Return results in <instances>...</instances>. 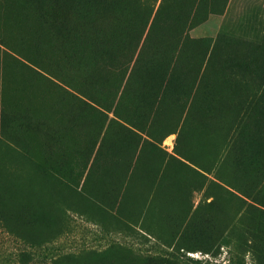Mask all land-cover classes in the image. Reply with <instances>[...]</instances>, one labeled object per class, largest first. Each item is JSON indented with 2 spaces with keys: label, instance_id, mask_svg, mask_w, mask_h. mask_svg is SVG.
Masks as SVG:
<instances>
[{
  "label": "rangeland",
  "instance_id": "1",
  "mask_svg": "<svg viewBox=\"0 0 264 264\" xmlns=\"http://www.w3.org/2000/svg\"><path fill=\"white\" fill-rule=\"evenodd\" d=\"M51 6L41 0L56 26L46 68L0 44L12 133L0 134V211L52 239L32 247L0 227V264H264V0ZM19 14L14 42L37 19ZM3 17L0 4V42ZM162 85L159 102L183 105V123L126 126L132 100L119 90ZM166 131L168 154L147 139ZM156 173L167 212L143 214Z\"/></svg>",
  "mask_w": 264,
  "mask_h": 264
},
{
  "label": "trees",
  "instance_id": "2",
  "mask_svg": "<svg viewBox=\"0 0 264 264\" xmlns=\"http://www.w3.org/2000/svg\"><path fill=\"white\" fill-rule=\"evenodd\" d=\"M48 8L52 7L53 0H43ZM0 4L2 5V13H3V26H2V37L0 44L13 55L25 59L33 64H35L38 68H46L43 58L45 56L52 57L55 53L54 51V36H55V21L50 18H46V9L41 7V0H21L17 2H12L9 0H0ZM17 10V14H19V10H23L24 12H28L30 14H34L36 16V20H34V26L27 28L26 33H24V37L15 36L17 38V42L11 41L7 36V28L9 25L15 26L19 20H17V14H12L13 11ZM43 11V12H42ZM7 21V22H6ZM22 21V20H21ZM29 26L30 22L27 23ZM5 54V52H4ZM14 56V57H15ZM13 58V57H12ZM17 61V58H13ZM7 63L3 60H0V92L2 94V82L4 80V76L6 75ZM51 73L54 74V70L49 69ZM134 90V89H132ZM161 90L164 91V86L162 85L157 90L155 89V93L152 94L151 90L148 87L141 86L139 89H135L132 91V97L128 96V92L125 91L124 87H122L118 92V99L121 97L129 98L132 100V103H129L132 108V114L127 116L123 123L125 125L133 126L135 120H138V124L136 126L137 130L140 132H145L146 129L150 126L157 125V123L163 118L167 121L163 125H169L170 129H168L169 133H174L172 128L176 126L179 122L183 123L185 116L180 118V112L183 111V105L180 106V109H175L173 104L171 109L169 110L166 103L159 102V96L161 94ZM183 94V91H179ZM183 97H180L181 101ZM161 100V99H160ZM117 105L114 104V106ZM114 108V107H113ZM178 113V117L174 115V112ZM171 113L175 118L168 120V114ZM134 115V116H133ZM162 115V116H159ZM140 117V118H138ZM8 119L6 114L0 112V134L2 133L4 136L11 137L12 133L8 130ZM134 127V126H133ZM139 127V128H138ZM135 128V127H134ZM136 130V129H135ZM167 131L162 135L166 136L169 134ZM138 134V133H137ZM140 138L139 134L136 135ZM154 134L150 133V137H153ZM152 146L154 145L152 142L148 141ZM6 146H9L6 144ZM11 164V163H9ZM12 167V165L10 166ZM149 181V193L147 199L144 200L143 205V214L149 213L150 211H157L158 209L164 210L167 212V203H163L159 208L157 207L156 199V190L154 187H157L159 182L158 173L149 176L147 182ZM7 182V178L3 170L0 168V185L5 184ZM153 187V188H151ZM153 208V209H152ZM0 227L4 229L11 236H15L22 241H25L32 247H39L44 242L50 241L51 237H42L41 235H37L35 232H31L30 230H19L17 225L11 220L7 213L0 211ZM141 231H144L145 228L142 227ZM148 230V229H147ZM145 230V231H147ZM144 231V232H145ZM148 232V231H147ZM153 232L157 233V231L153 230ZM146 233V232H145ZM148 233H151L149 231ZM150 235V234H148ZM21 261L27 260L30 261L31 255L28 253L22 252L19 254Z\"/></svg>",
  "mask_w": 264,
  "mask_h": 264
},
{
  "label": "crops",
  "instance_id": "3",
  "mask_svg": "<svg viewBox=\"0 0 264 264\" xmlns=\"http://www.w3.org/2000/svg\"><path fill=\"white\" fill-rule=\"evenodd\" d=\"M167 136H163L162 138L160 137V140L159 141L156 140V139L150 138V137L147 138V139L156 146V150L159 151V153H163V151H164L165 154H168V153H172V151H168V150H166L165 147L162 146V142L165 139V137H167Z\"/></svg>",
  "mask_w": 264,
  "mask_h": 264
},
{
  "label": "bare ground",
  "instance_id": "4",
  "mask_svg": "<svg viewBox=\"0 0 264 264\" xmlns=\"http://www.w3.org/2000/svg\"><path fill=\"white\" fill-rule=\"evenodd\" d=\"M167 140H169V143L171 142V141H170V137H169V138H167Z\"/></svg>",
  "mask_w": 264,
  "mask_h": 264
}]
</instances>
